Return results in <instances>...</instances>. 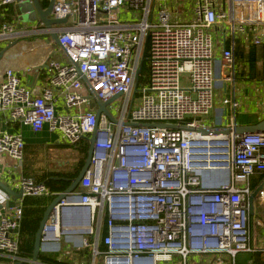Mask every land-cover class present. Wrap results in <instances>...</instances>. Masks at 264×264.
<instances>
[{"label": "built area", "instance_id": "1", "mask_svg": "<svg viewBox=\"0 0 264 264\" xmlns=\"http://www.w3.org/2000/svg\"><path fill=\"white\" fill-rule=\"evenodd\" d=\"M19 1L0 0V11ZM51 17L67 18L58 34L65 60L47 59L49 75L38 84L41 72H36L31 86L14 68L5 69L0 117L5 114L33 134L58 133L68 146L88 142L96 127L89 166L66 202L86 209L90 225L82 227L85 215L61 231L82 234L81 249L89 250L93 264L98 257L101 264H189L207 257L223 264L240 253L264 254V134L198 132L205 127L199 118L214 105L210 31L221 29V75L232 80L237 40L249 32L246 46L264 45V0H225L224 10L214 0H195L194 19L184 23L172 21L157 0H54ZM10 31L3 24L0 38ZM144 58L148 76L139 87ZM182 75L187 89L180 86ZM82 77L101 102L118 94L114 101L125 99L118 116L110 113L111 103L107 106L115 123L103 114L97 121ZM136 77L140 83L133 95ZM223 104L234 119L239 102L226 98ZM23 152L21 134L0 130L1 156L21 168ZM253 183L262 188L249 214ZM12 185L22 198L52 195L45 184L23 175ZM54 209L42 240L54 230L59 239L60 214ZM21 220L20 201L0 205L3 264L31 262L17 255Z\"/></svg>", "mask_w": 264, "mask_h": 264}, {"label": "crops", "instance_id": "2", "mask_svg": "<svg viewBox=\"0 0 264 264\" xmlns=\"http://www.w3.org/2000/svg\"><path fill=\"white\" fill-rule=\"evenodd\" d=\"M157 1L163 4L169 12L175 8L174 5L176 3L180 4L179 2H182L184 5H187L186 0ZM214 1L217 4L218 10H224L225 0ZM194 7L191 13L184 14L181 17H177L173 12L170 13L172 21L179 23L191 22L194 19ZM3 24H8L11 31L7 32L5 38H0V53L3 54L0 59V77L3 76L5 69L14 68L15 73L20 78L21 82L24 85L31 86L36 81L37 75H35V73L37 72L38 74L39 71L41 74L37 83L42 84L43 80L49 75L44 70L45 66L42 67L46 60L49 59V61L53 60L58 62H61L62 60L58 59L60 52L57 47L48 43V37L43 30V26L38 21V16L32 9L31 1L20 0L17 4L2 9L0 11V32H2ZM212 34L215 38L213 41L214 56L216 59L215 89L220 91L221 99L218 93L215 94L213 110L209 115L211 117L205 118L202 122L205 127H214L218 125L250 126L257 124L264 119V79L251 78L249 76L247 63L240 60L236 54L239 50H244L250 47L246 46V43L251 40L252 34L248 32L237 40L236 51H234L236 59V74L232 80L224 79L222 77L223 71L220 67V54L223 44L221 29L215 28L211 30L213 40ZM50 51L53 52L51 56ZM226 98H234L239 102V109L237 110L234 119L231 118L228 107L223 104V100ZM0 121L1 131L21 134L24 140V150H28V148L32 150L31 153H27L26 155L27 159L29 158L33 163L31 169L36 171L37 174L46 175L52 172L55 173V170L49 169L51 166L54 167V164L60 166V170L67 173L78 160V146L80 145H75V149L71 152L69 150L70 148L63 149L62 147L57 146L65 145L60 140L58 144L53 143V135L49 134L45 129L38 134H33L28 127L21 126L17 122L9 120V118H6L5 114L0 117ZM58 139L56 137L55 141ZM51 148L60 149V153L64 155V159L55 160L54 157L52 158V155L49 154ZM53 149L52 151H54ZM62 150L72 153L73 157ZM67 156L71 157V159H66ZM13 165V162L10 161L7 156L0 155V182L18 193V190L13 188L12 184L20 177V175H23V162L21 168H15ZM207 175L210 176L212 174L208 173ZM49 197H29L31 200H28V197H24L14 200L13 197L7 198V196L0 190V205H5L6 201L9 205H13L16 201H20L23 212L24 200L27 199L30 204H33V208H45L46 210L51 203ZM86 212V209L80 207H70L60 214L59 239H56V233L54 230L48 234L46 239L42 240L44 244L42 243L38 256V262L40 264H93V261H91L92 255L89 250L81 249L82 234L72 231H61L63 228L81 223ZM20 231L21 230L19 229V245L23 242ZM59 242L62 243L60 248L58 247ZM89 254L91 256L90 263L87 259ZM238 255L235 256L232 263L229 258H224L223 264H235V259ZM257 255H261L260 258H262L264 254L257 253L251 255L252 264H255L254 259ZM21 258L31 261L32 257L28 259L23 256ZM6 261L7 258L0 257V264L5 263ZM189 264H213V261L209 257L201 260L193 258L190 260Z\"/></svg>", "mask_w": 264, "mask_h": 264}, {"label": "water", "instance_id": "3", "mask_svg": "<svg viewBox=\"0 0 264 264\" xmlns=\"http://www.w3.org/2000/svg\"><path fill=\"white\" fill-rule=\"evenodd\" d=\"M31 4H32V9L34 10L36 15L38 16V21L43 26V28H44L43 30L45 31V34L48 37V40H47L48 43L56 46L57 49L59 50V52H61L65 56V50L59 44V41H58V34H60L62 32L61 30L63 29V26L66 24L67 18L54 19L51 17L52 16V8L54 5V0L49 1V4H48L46 9L41 8V6L39 4V0H31ZM2 55L3 54L0 53V59H1ZM143 61L144 60L142 59L140 62L139 68L137 70V75L141 71ZM45 65H46V62L44 63V65L42 67H44ZM82 81H83V84L86 87L87 91L90 93L91 98L93 99V101H90V103H89V109H93L94 107H96V119H97V121L100 117V114H103L110 122L115 123V120L113 119L111 114L108 112L107 106L110 103H112L115 99H117L120 96V94L114 96L113 98H111L107 102H101L100 100H98L96 98L95 94L91 90V88L88 85L85 78L82 77ZM137 83H138V77H136V79H135L133 95L137 91ZM129 125H131V124H129ZM161 126H164V127L167 126V127L173 128V129L177 128V126H175V125H161ZM95 132H96V127H95L93 133L91 134L90 138L88 139V148H87L86 157L84 159V162H83L81 169L79 170V173L77 174V176L75 178H73L72 180H69L70 185L66 188V190L57 194V196L51 201V203L48 205V207L46 208V210L43 213L42 219L39 223L38 230L35 234L32 258H31L30 264H38L39 263L38 262V256H39V252H40L41 247H42V239L44 237L43 231L45 230V225L48 221V218L50 217V215L55 210L54 208L56 206H58L59 214H62L67 207H71L66 202H68L70 200V198L72 196H74L73 192L75 191L77 184H78L79 180L81 179V177L83 176L85 170L89 166L90 159L92 156L93 144H94V140H95ZM198 132L201 134V136H210V137H219V136L227 137L231 133H234L235 135L264 134V119L262 121L258 122L257 124L250 125V126H233L232 127V126L218 125V126H214V127L200 128V129H198ZM52 180H54V181L55 180L56 181L57 180L68 181L66 179L57 178V177H53ZM261 188H262V186H259L257 189H255L248 198L249 214H252L253 201H254L258 191ZM0 190L7 196V198L13 197L14 200L22 198L21 192L16 193L13 190H11V188H9L8 186H6L5 184H3L1 182H0ZM63 202H64V204H63ZM8 205L9 204L6 201L5 206H8ZM89 225H90V220H89V214L87 213L86 217L82 223V226L87 227Z\"/></svg>", "mask_w": 264, "mask_h": 264}, {"label": "trees", "instance_id": "4", "mask_svg": "<svg viewBox=\"0 0 264 264\" xmlns=\"http://www.w3.org/2000/svg\"><path fill=\"white\" fill-rule=\"evenodd\" d=\"M31 1V0H30ZM50 0H39V4L42 9H46ZM147 49V46H146ZM236 51V50H235ZM147 53V52H146ZM238 58L248 65L249 76L251 78L256 79H264V45L260 46H250L247 49H242L236 52ZM146 61L144 58L143 63ZM143 69V64H142ZM142 72V71H141ZM140 83V78L139 81ZM77 145L78 146V160L75 162L73 167L69 172H64L63 170L56 171L55 173H48L46 175H39L36 171H33L30 168H25L23 164V176L26 178H31L35 183H43L45 184L50 192L51 196L49 197L50 202L57 196V194L66 190V188L70 185L69 180H72L77 176L79 170L81 169L84 159L86 157L88 142L81 140ZM76 145V146H77ZM62 148H71L72 146L68 145H57ZM74 146V147H76ZM27 150V149H26ZM25 151V150H24ZM29 162H31L29 160ZM33 165V163L31 162ZM53 177L66 179L64 180H52ZM257 188V186L253 183L252 189L253 191ZM27 198V197H26ZM28 200H31L28 197ZM27 199L24 200L23 212H22V220L20 224V233L23 238V242L19 245L17 255L19 257L31 258L33 252V244L35 234L38 230L39 223L41 221L42 215L45 211V208H33ZM106 234L105 229L103 230V235ZM99 250H103V246H100ZM261 255H257L254 259L255 264H264L260 258Z\"/></svg>", "mask_w": 264, "mask_h": 264}, {"label": "rangeland", "instance_id": "5", "mask_svg": "<svg viewBox=\"0 0 264 264\" xmlns=\"http://www.w3.org/2000/svg\"><path fill=\"white\" fill-rule=\"evenodd\" d=\"M185 2V1H184ZM186 2H187V5H184V3H182V2H179L180 4H175L174 6H175V8H173L169 13H175L174 15H176L177 17H181V16H183L184 14H189V13H191L192 12V10H193V7L195 6V0H190V1H188V0H186ZM185 2V3H186ZM155 17H156V15H155ZM124 20H126V18L124 19ZM123 21V20H122ZM70 23V22H69ZM68 23V24H69ZM211 32V31H210ZM214 32V31H213ZM214 34V33H213ZM212 34V35H213ZM215 40V38H214V35H213V41ZM58 59H61L62 61L65 59V57H64V55L60 52L59 53V57H58ZM61 61V62H62ZM141 75H142V79H141V83H140V86L139 87H141L142 85V83L144 82V80H143V78H145V77H147L148 76V69H147V61H145L144 63H143V69H142V72H141ZM180 86H181V88H184V89H187L186 87H187V76L186 75H182L181 77H180ZM219 94V96H220V99H221V93H220V91L218 90V89H215V91H214V97H215V94ZM135 98L137 99V98H139V94H136L135 95ZM124 102H125V99L124 98H119L118 100H116V101H114L113 103H111L110 105H109V111H110V113L112 114V115H114V116H118V115H120V113H121V111H122V108H123V106H124ZM135 107H136V101H134L132 104H131V106H130V110H133V109H135ZM129 110V106L127 107V111ZM212 112V111H211ZM211 112H210V114H211ZM209 114V115H210ZM206 116V117H200L199 119L200 120H204L205 118H208V117H211V116ZM53 135V143H59V139H58V133H55V134H52ZM57 137V141H55V138ZM52 149L53 148H51V152L49 153L50 155H52V158L54 157V159L55 160H60V159H64V155L62 154V153H60L61 152V150L60 149H58V148H56V149H53L54 151H52ZM62 149V148H61ZM64 149V148H63ZM75 149V147L74 146H72L69 150L71 151V152H73V150ZM63 152H67V151H64V150H62ZM32 152V150L30 149V148H28V150H25L24 152H23V158H24V161H23V164H24V167L25 168H30V166L32 167V164H31V162H29V158L27 159V153H31ZM67 154H69V155H71L72 157H73V154L72 153H68L67 152ZM66 159H71V157H69V156H67L66 157ZM49 169H51V170H55V171H59L60 170V166H58L57 164H54V167H50ZM256 205V202H254V206ZM258 232H259V235H261V233H260V230H258ZM43 243V242H42ZM44 244V243H43ZM61 245H62V243H60L59 242V248L61 247ZM84 250V249H83ZM251 258H252V256L251 255H248V254H243V253H240L237 257H236V259H235V264H252L251 263ZM88 259V261H89V263H90V259H91V256H90V254H89V257L87 258ZM261 260L264 262V255H263V257L261 258ZM91 261H93V258L91 259ZM101 262H102V258L101 257H98L96 260H95V262H94V264H101ZM232 263V262H231Z\"/></svg>", "mask_w": 264, "mask_h": 264}, {"label": "bare ground", "instance_id": "6", "mask_svg": "<svg viewBox=\"0 0 264 264\" xmlns=\"http://www.w3.org/2000/svg\"><path fill=\"white\" fill-rule=\"evenodd\" d=\"M83 228H86L85 226H82Z\"/></svg>", "mask_w": 264, "mask_h": 264}]
</instances>
